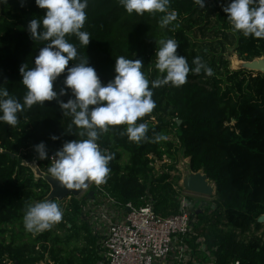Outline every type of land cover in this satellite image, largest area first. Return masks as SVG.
<instances>
[{"label":"trees","instance_id":"trees-1","mask_svg":"<svg viewBox=\"0 0 264 264\" xmlns=\"http://www.w3.org/2000/svg\"><path fill=\"white\" fill-rule=\"evenodd\" d=\"M228 3L229 0L220 6L218 18L222 27L233 30L235 52L244 61L263 57L264 39L244 37L234 30L223 11ZM197 7L194 0H170L168 10L176 11L178 16L161 27L166 13L129 15L120 0H88L82 31L90 34L89 46H82L74 35L66 38L81 57L89 58L105 84L114 78L116 58L120 56L141 59L146 78L155 81L166 75L156 68L159 40H175L178 53L190 68L196 67L193 60L197 57L206 65L207 58L196 49L181 21ZM45 13L46 9H40L35 0H27L23 6L22 0L0 3V86L21 103L28 89L22 83L20 67L25 63L35 67V57L47 43L31 39L28 24L32 19L42 21ZM73 63L70 61L69 67ZM241 73L233 72L229 77L243 100L233 101L220 86L204 85L203 70L200 74L190 71L182 86L169 83L152 89L156 107L137 121L147 124L148 140L139 144L131 141L127 125H116L110 126L98 141L102 150L114 154L106 183L101 186L124 205L139 207L142 198L151 194L157 213H178L174 186L182 180L178 169L181 153L189 159L192 171L208 175L216 194L199 218L202 225L212 223L207 214L214 207L212 212L218 219L210 224L206 235L210 244L218 246V264H264V223L259 222L264 216V74L249 73L240 79ZM61 87L63 75L54 90ZM70 97L69 92L61 99L66 102ZM18 117L15 127L0 122V264H6V259L13 264L43 260L56 264L103 262L99 239L82 216L88 193L82 199L72 197L59 204L63 218L50 229L40 233L26 230L28 205L41 202L51 190L44 179L36 177L30 162L50 174L51 154L65 142L87 137L78 136L75 130L80 129L69 132L71 117L64 116L56 101L34 105L18 113ZM53 135L59 139L53 140ZM157 135L167 139L155 142ZM42 141L48 146V160H39L34 151L33 146ZM157 161L163 162L160 172ZM91 190L95 193L96 187Z\"/></svg>","mask_w":264,"mask_h":264},{"label":"clouds","instance_id":"clouds-1","mask_svg":"<svg viewBox=\"0 0 264 264\" xmlns=\"http://www.w3.org/2000/svg\"><path fill=\"white\" fill-rule=\"evenodd\" d=\"M26 2L22 0V6ZM0 3H7V0H0ZM120 3L129 15L133 12L140 16L146 12L166 13L161 27L176 21L178 16L176 11H168L170 0H120ZM194 3L204 8L206 0H194ZM35 4L46 9V13L42 21H29L28 32L34 41L47 43L35 57V67L29 68L26 63L20 67L22 83L28 89L23 103L0 86V122L15 127L19 123L18 113L34 105L43 106L46 101H56L64 116L71 117L69 132L80 129L75 130L78 136L87 138L65 142L55 152L49 173L68 190L87 188L90 182L99 186L106 183L110 172L108 165L114 159V154L100 148L101 134L107 133L110 126L127 125L129 140L138 144L148 140L147 124H137V121L156 107L152 89L169 83L179 87L187 82L190 71L200 74L203 70L211 76L213 70L199 57L193 60L196 67L190 68L186 58L178 53L179 45L175 40H159L156 68L166 73L163 79L149 81L142 71L141 59L120 56L116 58L114 78L105 84L89 58L81 57L77 47L66 38L74 35L82 46H89L90 34L82 31L87 20L88 0H35ZM223 11L228 14L234 30L242 32L244 37L264 39V0H229ZM70 61L74 62L71 67ZM62 75L63 87L54 90ZM69 92L71 97L65 102L61 97ZM51 138L59 139L55 135ZM166 139V136L157 135L155 142ZM33 147L39 160L49 159L45 142ZM62 218L59 204L48 200L28 205L24 225L27 231L40 233L61 222Z\"/></svg>","mask_w":264,"mask_h":264},{"label":"built area","instance_id":"built-area-1","mask_svg":"<svg viewBox=\"0 0 264 264\" xmlns=\"http://www.w3.org/2000/svg\"><path fill=\"white\" fill-rule=\"evenodd\" d=\"M54 154L50 156L53 163ZM94 186L95 197L83 204L82 216L103 249L104 261L97 264H218V246L210 244L206 235L207 224L214 223V207L207 214L212 223L200 224L201 213L197 214L213 200L207 202L202 200L206 196L184 191L182 180L174 186L179 212L168 216L156 212L151 194L137 207L122 204L92 182L90 188ZM5 263L13 264L9 259ZM36 264L56 263L43 260Z\"/></svg>","mask_w":264,"mask_h":264},{"label":"rangeland","instance_id":"rangeland-1","mask_svg":"<svg viewBox=\"0 0 264 264\" xmlns=\"http://www.w3.org/2000/svg\"><path fill=\"white\" fill-rule=\"evenodd\" d=\"M227 1L228 0H206L204 8H201L200 6L197 7L189 15L183 16L181 21L184 23L187 34L190 36L192 43L196 45V49L199 52L204 53L207 58L206 65L213 70V74L211 76L206 74L202 83L208 87L215 85L222 87V91L228 93V96H230L233 101L237 102L243 100L241 97L242 93L239 92L238 87L231 81L229 76H231L233 72L242 71L243 73H241L240 79H243L249 73L264 74V72L251 70L248 66L249 64H242L241 62L238 63L236 61L234 62V59H236L247 63L235 52L236 39L233 30L222 27L221 21L218 18L220 6L224 5ZM261 59L264 61V56L261 57ZM248 95L249 94L247 93V96ZM250 98L256 100L254 95H251ZM174 138L175 137H172V139ZM33 163L34 162H30V165ZM162 164L163 162L161 161L156 162L158 172H160ZM188 166L189 159H185L181 153L178 169L180 170L182 178L183 173L181 170L183 168H187ZM173 174L176 173L173 172ZM90 190L91 188L85 194H87ZM84 195H82L79 199H82ZM202 198V200H207V202L213 200L211 196ZM68 200L69 199H66L64 202H67ZM217 217L218 216L214 215V223L217 221ZM222 222L225 221L222 220ZM209 226L210 224H207V228H209ZM219 227L223 228L222 225H219Z\"/></svg>","mask_w":264,"mask_h":264},{"label":"water","instance_id":"water-1","mask_svg":"<svg viewBox=\"0 0 264 264\" xmlns=\"http://www.w3.org/2000/svg\"><path fill=\"white\" fill-rule=\"evenodd\" d=\"M247 64H249V68L251 70H257L264 72V61L261 58L255 59L253 61H246ZM181 121H179L180 123ZM31 167L33 168L35 175L37 178L44 179L49 185H50V192L47 195L46 198H44L43 201H56L58 204H61L64 200L69 198H80L82 195H84L88 189L90 188L92 182L88 183L87 188H82L79 190H68L65 188H62L59 184V182L54 179L51 174H48L41 170V168L37 165V163L31 164ZM183 178H182V188L184 191L203 195V196H214L216 194V186L215 184L210 181L208 175L204 173L203 171L194 172L192 171L190 164L187 168H183L182 170ZM95 193L93 190H90L88 192V198L92 199L94 198ZM201 211L197 212V214H200ZM259 222L264 223V216L259 218Z\"/></svg>","mask_w":264,"mask_h":264},{"label":"bare ground","instance_id":"bare-ground-1","mask_svg":"<svg viewBox=\"0 0 264 264\" xmlns=\"http://www.w3.org/2000/svg\"><path fill=\"white\" fill-rule=\"evenodd\" d=\"M235 61L238 62V63L241 62L242 64H247V63H245V62L238 61V60L234 59V62H235Z\"/></svg>","mask_w":264,"mask_h":264}]
</instances>
